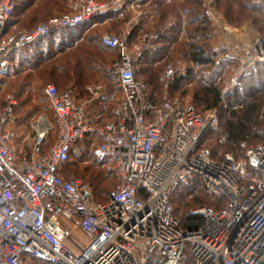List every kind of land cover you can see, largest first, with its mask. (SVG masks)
Masks as SVG:
<instances>
[{
  "label": "built area",
  "instance_id": "1",
  "mask_svg": "<svg viewBox=\"0 0 264 264\" xmlns=\"http://www.w3.org/2000/svg\"><path fill=\"white\" fill-rule=\"evenodd\" d=\"M18 2L0 0V74L15 51L54 30L78 28L126 0H74L66 15L31 31L5 34ZM204 2L208 17L218 20L214 0ZM130 22L134 30L137 18ZM132 30L101 37L102 45L119 55L113 68L123 90L113 119L104 126L94 127L88 113L106 91L103 84L92 86L85 101L49 84L45 93L56 116V140L42 151L52 130L42 116L33 125L30 150L22 151L14 130L18 103L10 95L5 99L0 110V264H29L30 258L49 264H264V123L258 129L263 141L244 142L243 157L227 153L215 160L200 143L219 126L218 110L203 114L166 92L153 96L136 76L134 56L153 47L159 34H144L130 49ZM235 60L239 81L253 65L264 64V40L255 38L241 54L219 59ZM184 75L185 69L168 63L161 79L172 84ZM90 135L101 139L98 150L110 158L117 178L106 203L97 202L83 180L61 172L75 144ZM193 176L201 179L205 195L224 203L219 209H192L203 223L184 230L171 195ZM64 223H75L90 239L79 256L64 244Z\"/></svg>",
  "mask_w": 264,
  "mask_h": 264
},
{
  "label": "trees",
  "instance_id": "2",
  "mask_svg": "<svg viewBox=\"0 0 264 264\" xmlns=\"http://www.w3.org/2000/svg\"><path fill=\"white\" fill-rule=\"evenodd\" d=\"M261 2L264 3V0ZM69 3L70 0H19L5 34L16 33L17 27L31 31L38 24L48 21L57 14L66 15L69 11ZM263 3L249 4L246 0H216L218 10L225 13L231 24L239 25L245 20H251L261 33H264ZM190 6L196 7V12H193ZM204 8L203 0H126L125 5L99 13L90 22L78 28L54 30L48 38L15 51L10 56V60L19 55L18 60L15 58L14 61L17 60L21 66H18L16 74L7 76L10 80V82L7 81V91L12 93L15 99L24 98L21 105L30 109L14 124L17 145L21 146L22 136L19 133L23 128H27L25 121L34 117L39 111L41 106L36 104L42 103L43 97L46 98L54 113L45 93L46 86L51 83L59 91L74 90L78 100L85 101L90 98V83L96 78L100 79L104 82L107 93L88 107V113L94 127L104 126L113 119V108L123 99L121 80L113 68L114 62L119 57L109 59L108 55L116 54V51L103 46L101 37L105 33H120L129 22L130 15L134 16L138 10L142 13L140 23L130 39L135 34L144 35L152 25V30L156 29L160 34L159 42H154L158 44V48L146 47L138 60L140 69H136V76L147 82L153 96L160 97L158 94L165 86L161 79L162 64L165 62L164 65H167L172 62V59L180 52L189 57L197 67L218 66L215 57L208 55L202 44H195L198 39L197 31L206 30L210 25L208 20L204 19L206 13ZM192 15L197 16L190 18ZM35 23L36 25L32 28ZM189 40L192 42L187 44ZM201 40L204 41L202 37ZM24 54L26 55L23 56ZM29 57L34 58L33 62H28ZM232 65L234 66V63L225 64V66ZM196 79L197 76L189 70L188 75L169 85L176 89L190 81L196 82ZM244 81L227 96L221 94L214 84L204 87L197 84L199 89L194 98L199 100V106L203 110L194 105L196 110L203 114L212 109L222 112L219 114L220 126L222 125L219 126L220 129L213 128L207 131L200 143V148L209 149L217 161H220L227 153L243 157L245 148L242 144L246 141L252 143L263 141V136L258 129L264 123L260 120V114L264 112V108L259 97L261 94L264 95V70L261 67L253 68ZM236 104H243L244 107L237 109ZM57 132L52 135L49 133L42 147L44 153L55 142ZM100 143L101 139L96 135H90L79 141L72 149L70 161L65 164L61 172L65 176L73 175L83 180L90 186L96 201L106 203L117 184L113 183L112 173L108 170L110 158L98 150ZM96 144H98L97 150L94 147ZM171 203L174 215L181 221L182 228L191 230L203 223L202 218L191 215L192 209L200 206L219 209L224 201L220 198L213 200L205 195L201 179L193 176L172 193ZM174 205L184 207L186 212L183 214L177 212ZM41 263L49 264L35 258L29 259V264Z\"/></svg>",
  "mask_w": 264,
  "mask_h": 264
},
{
  "label": "rangeland",
  "instance_id": "3",
  "mask_svg": "<svg viewBox=\"0 0 264 264\" xmlns=\"http://www.w3.org/2000/svg\"><path fill=\"white\" fill-rule=\"evenodd\" d=\"M71 1L72 0H70V3H71ZM204 1L205 0H203V3L205 5ZM70 3H69V5H70ZM214 3H215V14L217 15V17L219 19L214 20V21L211 20L208 17V15L206 14L207 8L205 6L204 9H205L206 13H205L204 19L208 20L210 25L206 30L197 31V33H196L197 37L196 38H198V39H197V43H195V44L196 45H198L199 43L202 44L204 51L208 55H210V56L212 55L215 57V62H216V64H218V66L215 65L212 67H210V66L197 67L196 65H194V63L191 61V59H189V57L185 56V54H181L182 52H180L177 56H175L172 59V62H170V63H173L175 65H179L182 69H185L186 75H188L189 70H192L194 75L197 76L196 82L190 81L189 83H185L176 89L174 87L170 86L169 84L164 83L165 86H163L160 93L158 94V95H160V97L166 92L172 99H179L182 102H186L189 105L193 104L192 105L193 107L195 105L200 110H203V108L199 106V100L194 98L195 93L199 89V86H197L198 83L201 84L202 87H204L205 85L214 84L220 90L221 94H223L224 96H227L229 94V92L235 90V88L238 85H240L242 82L244 83L246 81V80L244 81V79H246L249 76V74H250L251 70H253V68L257 69L258 67H261L264 70V64L253 65L249 69V71L246 74H244V76L239 81H236V79L234 78V75H235V72L237 71V69L239 67L238 60H235L232 62V63H234V66L233 65L232 66H225L226 63L219 61V59L225 54H230V53L231 54L232 53L241 54L242 50L245 48V45L251 44L255 38H261L262 40H264V33H261L258 30V28L256 27V25L251 20H245L242 23H240L239 25L231 24L229 22L228 18L226 17L225 13L223 11L218 10L216 0H214ZM246 3L262 4L263 2H261V0H246ZM190 8L193 9V12H196L195 11L196 7L190 6ZM141 14H142L141 11L138 10V12H136L134 14V16L130 15L129 21H132L133 18H137V24L135 25L134 30L136 29L137 25L140 23V17H141L140 15ZM59 15L60 14H57L55 16H59ZM252 15L258 16L255 14H252ZM194 16H197V15H192V17H190V18H194ZM132 23H134V22H132ZM35 25H36V23L32 26V28ZM150 26L151 25H149V27ZM152 27H153V25L150 27L151 28L150 30L146 29L148 31H146L145 34H149V33L159 34V32H157V30L155 28L154 29L156 31L152 30ZM225 27H228V29H230L232 31V33L229 34L227 31H225L224 30ZM193 28L195 29V27H193ZM16 31H17L16 33H19V32H25L27 30H21V28L17 27ZM133 31H132V33H133ZM121 33L122 32L115 34V35H121ZM105 34H114V33L111 32V33H105ZM105 34H103V35H105ZM200 36L203 38V40H204L203 42H202ZM140 37H141V34H138V35L135 34L130 39V41H129V48L130 49L133 48L134 43L137 42ZM159 40H160V34H159V39L156 42L158 43ZM181 40H184V39H181ZM191 42L192 41L189 40V41H187V44L191 43ZM157 43L154 44L153 49L158 48ZM25 55L26 54H24L23 56H25ZM108 56H109V59H112V60L115 57H119L117 52H116V54L113 53V54H110ZM139 57H140V55L134 56V61L136 63L135 64L136 69H138V68L140 69V65L138 64ZM15 58L18 60L19 55L17 57L16 56L13 57L12 60H10V58H9V62L6 66V68L0 74V110L4 104L5 99L9 95L13 96L12 93H9L7 91V81L9 80L7 78V76L9 74H16V72L18 71V69H17L18 66H21V64H18L17 60L14 61ZM33 60H34V58L33 59L31 57L28 58V62H33ZM164 64H165V62L162 64L161 74H162V71L164 70V68L166 66ZM257 65H259V66H257ZM24 67L25 66H23V68ZM138 75H140V74H138ZM8 82H10V80ZM98 83L103 84L105 86L104 82L98 78H96V80H93L89 86L92 87ZM52 85H54V84H52ZM67 90H69V89H67ZM72 91L75 93V95H77L74 90H72ZM156 91H159V89H156ZM89 92L91 95V88H89ZM259 97L261 98V101H262L261 105L264 108V95L261 94ZM16 100H17L18 104L16 107L15 122H18V119L22 118V116H25L26 113L30 109H27V107L25 108L24 106L21 105L25 100L24 98L23 99L16 98ZM36 105L41 106V107H39L40 108L39 111L34 115V117L29 118L27 121H25V124L27 123V128H23L21 133H19V135L22 136L21 145L24 146V148L26 150H29L30 146H31V140H32V136H33V125L35 124V122L40 117L44 116L47 119V121L50 123V125L52 126V130L50 131V135L55 134L58 130L55 115L52 112V110L50 109L49 103L47 102L46 98L43 97L42 103H38ZM243 107H244L243 104H236L237 109H242ZM219 114H222V112H220V110H218V115ZM223 117L225 118V116H223ZM223 117H221V118H223ZM222 120H221V122H222ZM219 126H220V123H219ZM219 126H217L218 128L216 127L215 130L220 129V127L222 125L220 127ZM97 146H98V144H96L94 146L95 150H97ZM77 148H76L75 152L77 151ZM101 157L103 158V156H101ZM108 170L111 171L112 176H113L112 181L116 185L117 184V178H116V175L112 169L111 163L108 166ZM114 186H113V188H114ZM175 210H177V212H179L181 214L186 212V211H184V207H182V206L181 207L175 206ZM77 230L78 229H75V231H71L68 234V238L65 241V245L68 247V249L74 255L79 256L81 254V252L90 244V239L86 235V233H83L82 231H77ZM41 264H43V263H41Z\"/></svg>",
  "mask_w": 264,
  "mask_h": 264
},
{
  "label": "crops",
  "instance_id": "4",
  "mask_svg": "<svg viewBox=\"0 0 264 264\" xmlns=\"http://www.w3.org/2000/svg\"><path fill=\"white\" fill-rule=\"evenodd\" d=\"M74 0H72L71 1V3L73 2ZM70 3V4H71ZM132 24H131V22L129 21V22H127V24L122 28V30H121V34H126V33H128V32H130L131 30H132V26H131ZM133 31V30H132ZM131 34H132V32H131ZM106 87V86H105ZM91 88V87H90ZM106 93H107V88H106V91L104 92V93H102L101 95H100V97L101 96H104V95H106ZM100 97H98V98H96L95 100H97V99H99ZM94 100V101H95ZM93 101V102H94ZM93 102L91 103V104H93ZM18 147L22 150V151H26V152H28L29 150H26L25 148H24V146H19L18 145ZM64 228L66 229V233H67V238H68V234L71 232V231H75V229H78L77 231H82L75 223H64ZM83 233H85L84 231H82ZM66 238V239H67ZM65 244V243H64ZM66 246V245H65ZM67 247V246H66ZM68 248V247H67Z\"/></svg>",
  "mask_w": 264,
  "mask_h": 264
}]
</instances>
